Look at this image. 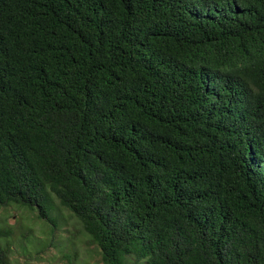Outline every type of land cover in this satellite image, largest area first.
<instances>
[{
	"label": "trees",
	"instance_id": "16d2710c",
	"mask_svg": "<svg viewBox=\"0 0 264 264\" xmlns=\"http://www.w3.org/2000/svg\"><path fill=\"white\" fill-rule=\"evenodd\" d=\"M57 202L105 264H264V0H0V208Z\"/></svg>",
	"mask_w": 264,
	"mask_h": 264
},
{
	"label": "rangeland",
	"instance_id": "374dc122",
	"mask_svg": "<svg viewBox=\"0 0 264 264\" xmlns=\"http://www.w3.org/2000/svg\"><path fill=\"white\" fill-rule=\"evenodd\" d=\"M53 217L57 226L25 207L0 208V228L13 231L12 264H105L70 211L57 202Z\"/></svg>",
	"mask_w": 264,
	"mask_h": 264
}]
</instances>
